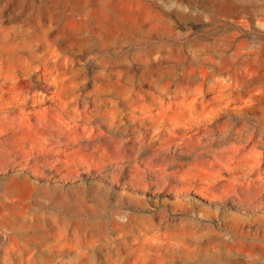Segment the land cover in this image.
Masks as SVG:
<instances>
[{"label":"rangeland","instance_id":"obj_1","mask_svg":"<svg viewBox=\"0 0 264 264\" xmlns=\"http://www.w3.org/2000/svg\"><path fill=\"white\" fill-rule=\"evenodd\" d=\"M240 1L0 0V264H264Z\"/></svg>","mask_w":264,"mask_h":264},{"label":"bare ground","instance_id":"obj_2","mask_svg":"<svg viewBox=\"0 0 264 264\" xmlns=\"http://www.w3.org/2000/svg\"><path fill=\"white\" fill-rule=\"evenodd\" d=\"M242 1V0H241ZM239 2V6L241 7V8H243L244 7V5H248V4H250V2H253L254 0H244V1H242V2ZM153 3V2H152ZM157 3V2H156ZM158 4V3H157ZM219 6V5H218ZM232 6H234V4H232ZM208 7V6H207ZM226 9H224V10H222V11H225ZM176 11V13L180 16V17H185V16H188V13H186V12H184L183 10H175ZM163 15V14H162ZM161 15V16H162ZM182 18V19H183ZM188 18V17H187ZM196 18V17H195ZM161 21V20H160ZM158 23H160V22H158ZM161 24V23H160ZM169 24V23H168ZM159 26V25H158ZM128 35V34H127ZM129 39V38H128ZM125 41V40H124Z\"/></svg>","mask_w":264,"mask_h":264}]
</instances>
